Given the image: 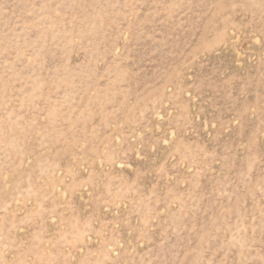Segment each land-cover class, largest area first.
Masks as SVG:
<instances>
[{
  "label": "rangeland",
  "instance_id": "obj_1",
  "mask_svg": "<svg viewBox=\"0 0 264 264\" xmlns=\"http://www.w3.org/2000/svg\"><path fill=\"white\" fill-rule=\"evenodd\" d=\"M0 264H264V0H0Z\"/></svg>",
  "mask_w": 264,
  "mask_h": 264
}]
</instances>
